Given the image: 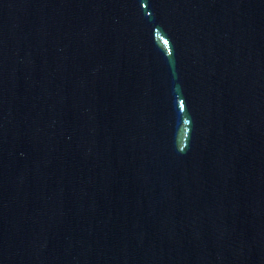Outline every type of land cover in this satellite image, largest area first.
<instances>
[{
    "label": "water",
    "instance_id": "obj_1",
    "mask_svg": "<svg viewBox=\"0 0 264 264\" xmlns=\"http://www.w3.org/2000/svg\"><path fill=\"white\" fill-rule=\"evenodd\" d=\"M0 264H264V0H0Z\"/></svg>",
    "mask_w": 264,
    "mask_h": 264
}]
</instances>
